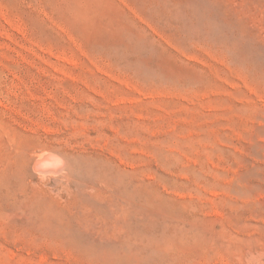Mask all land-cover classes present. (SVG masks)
Instances as JSON below:
<instances>
[{
  "label": "rangeland",
  "instance_id": "obj_1",
  "mask_svg": "<svg viewBox=\"0 0 264 264\" xmlns=\"http://www.w3.org/2000/svg\"><path fill=\"white\" fill-rule=\"evenodd\" d=\"M0 264H264V0H0Z\"/></svg>",
  "mask_w": 264,
  "mask_h": 264
},
{
  "label": "bare ground",
  "instance_id": "obj_2",
  "mask_svg": "<svg viewBox=\"0 0 264 264\" xmlns=\"http://www.w3.org/2000/svg\"><path fill=\"white\" fill-rule=\"evenodd\" d=\"M60 164H61V160H60V158L57 156V155H55V154H53V153H46V154H44V155H42V156H40L37 160H36V162L34 163V166L35 167H46V168H50L51 169V171H52V168H60ZM44 169L45 171L46 170H48V169ZM39 169V168H38ZM40 170V169H39ZM41 170H42V168H41ZM54 170H57V169H54ZM116 207V206H115ZM116 209V208H115ZM119 209V208H118ZM120 210H122V209H120ZM116 211H118V210H116ZM116 213V212H115ZM122 214H126V213H122ZM124 215H122L123 217H124ZM126 216H128V214L126 215ZM125 216V217H126ZM122 217V218H123ZM135 217V216H134ZM130 219V218H129ZM115 221V220H114ZM124 221H127V220H124ZM115 224H116V222H114ZM119 225V224H118ZM115 226H117V225H115ZM114 226V227H115ZM119 227V226H118ZM117 228V227H116ZM119 228H121V227H119ZM115 229V228H114ZM118 229V228H117ZM122 229V228H121ZM116 230V229H115ZM114 230V231H115ZM120 230V229H119ZM125 230V229H124ZM117 231V230H116ZM119 235V234H118Z\"/></svg>",
  "mask_w": 264,
  "mask_h": 264
}]
</instances>
